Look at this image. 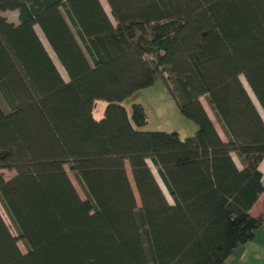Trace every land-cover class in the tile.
I'll list each match as a JSON object with an SVG mask.
<instances>
[{
	"label": "trees",
	"instance_id": "1",
	"mask_svg": "<svg viewBox=\"0 0 264 264\" xmlns=\"http://www.w3.org/2000/svg\"><path fill=\"white\" fill-rule=\"evenodd\" d=\"M106 1L116 24L99 0H0L18 11L0 15V202L17 232L0 214V264H224L264 226L249 212L264 193V0ZM158 79L193 135L139 129L138 102L128 117Z\"/></svg>",
	"mask_w": 264,
	"mask_h": 264
},
{
	"label": "rangeland",
	"instance_id": "2",
	"mask_svg": "<svg viewBox=\"0 0 264 264\" xmlns=\"http://www.w3.org/2000/svg\"><path fill=\"white\" fill-rule=\"evenodd\" d=\"M99 1H100V4L102 5L104 11L108 15L110 21L113 24H116L115 19L111 14V10H110V7L108 5V2L106 0H99ZM0 15L2 17H4L7 21L12 22L14 24H16L18 22V11L17 10H3V11H0ZM34 29L36 31L38 38L42 42L45 50L48 52L53 63L55 64V67L58 70L59 74L61 75V77L65 81H67L68 80L67 73L64 70L63 66L60 64V62L58 61L54 52L52 51L50 45L48 44L45 36L42 33V31L40 30V28L37 25L34 26ZM240 79H241L245 89L247 90L248 94L250 95L252 101L257 105L256 99H255L251 89L249 88L247 82L245 81L244 77L240 76ZM199 100H200L201 104L203 105V107L205 108L207 114L211 118V120H212L217 132L219 133L220 137L222 139H226V135L224 133V130L222 129L220 122L216 119L214 111L212 110V108L208 104L206 96L201 95L199 97ZM133 102L140 103L144 107L145 112L147 114V124L145 126L139 128L141 130L176 131L179 134L180 138H184V137L193 135L197 129L196 124L192 120L188 119L187 117H185L181 113L174 97L172 96L171 93H169V91L167 90L165 84L163 83V81L161 79L156 80L152 85H150L144 89H141V90L134 92L130 97H128L123 102V105L127 111V115L130 119H131V117H130V115H131V104ZM0 105L4 110H8V106L6 105L5 100L3 99L1 93H0ZM104 106H105L104 101H102V100L97 101L94 105V108H93V116L96 118H101L103 116ZM257 107L259 108L258 105H257ZM259 110H260V108H259ZM261 114H262V117L264 119L263 112H261ZM236 162H237V160H236ZM149 165L151 166L152 172H153L158 184L160 185V187L164 191L166 198L168 199L169 202H171L170 196L167 193V190L165 189L163 183L161 182L155 168L151 165V163H149ZM65 168H66L68 176L71 179V181H72L74 187L76 188L78 194L80 195V197L82 199H85L86 195H85L82 187L78 183L76 177L69 170L67 165H65ZM1 172L6 179H9L10 177H12L15 174V170H12V169H2ZM126 172H127L128 179L131 183L133 192L135 194L136 203L139 206L140 200H139V197H138L137 192L135 190L134 184L132 182V175H131V171H130V168H129V165L127 162H126ZM0 214L3 218V220L5 221L6 225L8 226L11 234L14 236H17L15 226L12 223V221L10 220V218L8 217L7 212L5 211L1 202H0ZM17 244H18L21 252L25 253L26 248H25L22 240H18ZM248 258H251L253 260H249V262H247V263L232 260L226 264H264V258H261L260 256H258L256 258H254V257H248ZM248 258L246 256V259H248Z\"/></svg>",
	"mask_w": 264,
	"mask_h": 264
},
{
	"label": "crops",
	"instance_id": "3",
	"mask_svg": "<svg viewBox=\"0 0 264 264\" xmlns=\"http://www.w3.org/2000/svg\"><path fill=\"white\" fill-rule=\"evenodd\" d=\"M258 169L262 173V183L264 185V157L260 161L258 165ZM250 214L257 216L261 215L264 219V193L261 194L256 202L252 205V207L249 210ZM248 257H258L264 258V226L258 228L255 230V234L252 240L238 245L230 256L225 260V263H228L230 261H241L244 263L249 262V260H253Z\"/></svg>",
	"mask_w": 264,
	"mask_h": 264
}]
</instances>
